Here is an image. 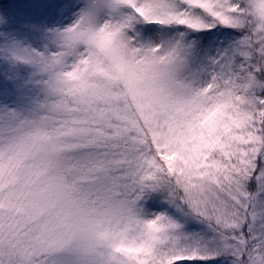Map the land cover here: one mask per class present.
I'll return each mask as SVG.
<instances>
[{
    "label": "snow or ice",
    "instance_id": "1",
    "mask_svg": "<svg viewBox=\"0 0 264 264\" xmlns=\"http://www.w3.org/2000/svg\"><path fill=\"white\" fill-rule=\"evenodd\" d=\"M0 264H264V0H0Z\"/></svg>",
    "mask_w": 264,
    "mask_h": 264
}]
</instances>
